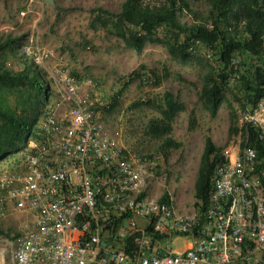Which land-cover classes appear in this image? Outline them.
<instances>
[{"label": "built area", "instance_id": "obj_1", "mask_svg": "<svg viewBox=\"0 0 264 264\" xmlns=\"http://www.w3.org/2000/svg\"><path fill=\"white\" fill-rule=\"evenodd\" d=\"M20 51L56 98L22 169L0 171V215L32 217L21 233L0 234V264H264V173L244 133L221 148L203 212L194 202L177 210L148 191L154 161L123 151L98 119L93 82L32 37ZM242 119L264 135V90ZM177 239L186 246L173 252Z\"/></svg>", "mask_w": 264, "mask_h": 264}, {"label": "rangeland", "instance_id": "obj_2", "mask_svg": "<svg viewBox=\"0 0 264 264\" xmlns=\"http://www.w3.org/2000/svg\"><path fill=\"white\" fill-rule=\"evenodd\" d=\"M53 1L51 6L42 0H0V40L6 35L23 36L19 51L32 37L52 52V62L63 64L78 79L91 80L104 103L97 114L108 133L123 151L154 161L149 193L155 197L166 193L177 210L186 212L194 202V183L204 138L210 137L220 149L242 139L241 95L233 89L226 90L223 103L212 117L198 98L202 78L209 66L215 64L213 57L205 56L204 49H197L198 60L188 64L179 63L161 45L150 42L136 53L103 28L90 25L92 9L101 7L117 13L124 0ZM189 2L198 19L206 15L204 0ZM21 11L25 16H20ZM181 21L189 25L192 18L185 13ZM14 63L16 67L20 65ZM148 71L159 77L158 85L151 84L154 79ZM42 74L45 79L46 75ZM47 82L51 102L56 91ZM119 90L121 93L115 96ZM164 92L172 93L184 105L168 135L180 146L169 150L166 158L160 151L162 141L146 133L148 121L159 117L156 107ZM22 167V160L0 163V171L17 172ZM31 222L30 213L8 212L0 215V231L16 235ZM185 246L183 239H177L171 248L174 252Z\"/></svg>", "mask_w": 264, "mask_h": 264}, {"label": "trees", "instance_id": "obj_3", "mask_svg": "<svg viewBox=\"0 0 264 264\" xmlns=\"http://www.w3.org/2000/svg\"><path fill=\"white\" fill-rule=\"evenodd\" d=\"M204 3L207 13L198 19L189 0H124L117 13L92 9L90 25L103 28L136 53L146 42L161 45L181 64L198 60L195 52L204 49L215 64L204 74L198 98L210 116L217 114L226 90L231 89L241 95V110L251 111L264 90V0ZM185 13L192 18L189 25L181 21ZM22 37L6 35L0 40V163L23 161L27 142L37 138V121L45 116L50 102L51 91L42 71L18 51ZM148 72L154 79L151 84L158 85L159 77ZM156 110L159 117L148 121L146 133L162 141L160 151L166 158L169 150L180 146L168 135L184 105L164 92ZM242 131L256 151V170L264 173V135L260 138V132L250 125ZM220 151L210 137L204 138L193 194L199 212L208 201L213 171L222 159ZM160 199L168 201L169 197L163 193Z\"/></svg>", "mask_w": 264, "mask_h": 264}, {"label": "water", "instance_id": "obj_4", "mask_svg": "<svg viewBox=\"0 0 264 264\" xmlns=\"http://www.w3.org/2000/svg\"><path fill=\"white\" fill-rule=\"evenodd\" d=\"M45 4L47 5H51L53 6L54 5V1L53 0H42Z\"/></svg>", "mask_w": 264, "mask_h": 264}, {"label": "crops", "instance_id": "obj_5", "mask_svg": "<svg viewBox=\"0 0 264 264\" xmlns=\"http://www.w3.org/2000/svg\"><path fill=\"white\" fill-rule=\"evenodd\" d=\"M194 201V200H193ZM182 210V209H181ZM183 211V210H182ZM187 211H188V209H187ZM185 212V211H184Z\"/></svg>", "mask_w": 264, "mask_h": 264}]
</instances>
